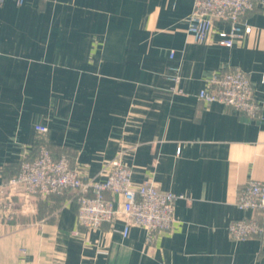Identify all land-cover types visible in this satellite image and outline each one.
Wrapping results in <instances>:
<instances>
[{
	"label": "crops",
	"instance_id": "0c3cea01",
	"mask_svg": "<svg viewBox=\"0 0 264 264\" xmlns=\"http://www.w3.org/2000/svg\"><path fill=\"white\" fill-rule=\"evenodd\" d=\"M192 8L0 3V264H264V233L234 239L227 228L254 216L239 196L249 180L264 181V5L247 13L252 31L231 47L189 34ZM231 67L248 72L258 117L198 97ZM37 124L49 127L54 156L68 154L84 177L103 179L120 159L137 183L178 195L172 228L151 243L141 226L124 236L121 219L87 229L73 191L29 194L13 178L36 153Z\"/></svg>",
	"mask_w": 264,
	"mask_h": 264
},
{
	"label": "built area",
	"instance_id": "2783aa9c",
	"mask_svg": "<svg viewBox=\"0 0 264 264\" xmlns=\"http://www.w3.org/2000/svg\"><path fill=\"white\" fill-rule=\"evenodd\" d=\"M17 1L22 4L25 0ZM258 5H264V0H193L192 11L186 18L187 32L196 41L215 39L218 44L231 47L251 33L252 26L245 17ZM218 22H228L230 29H218ZM173 55L171 51V57ZM179 78L178 74L172 76L177 82ZM198 97L232 106L252 118L259 116L260 105L250 76L239 67L215 75ZM36 130L39 140L36 153L21 161L20 170L13 178L14 182H23L29 194L48 198L73 191L78 201V226L87 229H98L104 222L115 228V223L121 219L124 236L129 235L133 226H141L146 230L147 242L151 243L160 233L172 228L178 195L161 190L152 181L137 183L131 168L120 159L107 163L103 179L86 178L73 167L68 154L54 156L46 138L47 125L37 124ZM238 206L255 214L231 220L227 227L230 236L247 239L262 235L264 181L249 180L240 193Z\"/></svg>",
	"mask_w": 264,
	"mask_h": 264
}]
</instances>
